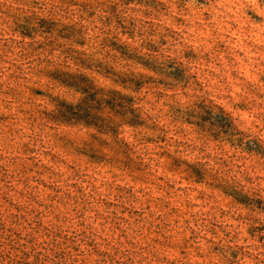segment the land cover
Instances as JSON below:
<instances>
[{
    "label": "rangeland",
    "instance_id": "1",
    "mask_svg": "<svg viewBox=\"0 0 264 264\" xmlns=\"http://www.w3.org/2000/svg\"><path fill=\"white\" fill-rule=\"evenodd\" d=\"M0 264H264V0H0Z\"/></svg>",
    "mask_w": 264,
    "mask_h": 264
}]
</instances>
